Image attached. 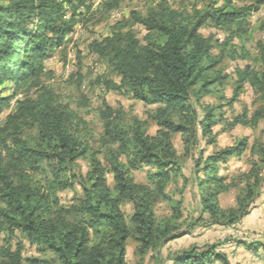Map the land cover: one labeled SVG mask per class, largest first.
Wrapping results in <instances>:
<instances>
[{
  "label": "trees",
  "instance_id": "1",
  "mask_svg": "<svg viewBox=\"0 0 264 264\" xmlns=\"http://www.w3.org/2000/svg\"><path fill=\"white\" fill-rule=\"evenodd\" d=\"M202 1L200 7L195 4L189 9L184 1L172 7L168 0H159L146 13L132 11L130 19L117 23L109 36L91 43V51L121 78L118 84L99 77L97 84H105L108 90L126 87L146 106L157 105L148 116L158 127L150 133L147 120L105 103L102 128L95 135L45 80V59L64 43L77 22L78 4L86 0H0V86L11 81L14 94H24L0 125V230L20 231L38 252L54 255L53 260L28 258L30 264H129V239L140 258L152 252L160 260L161 249L187 232L182 230L181 201L173 203L172 213L164 217L154 207L163 200L173 201L167 187L174 177L185 176L183 163L198 144L199 132L214 144L215 124L255 128L264 120V57L258 69L246 65L236 70L234 99L249 83L256 97L253 112L245 108L229 122L217 115L215 107L197 110L193 96L199 101L227 78L218 69L221 57L214 54V47H227L234 37H245L254 9L239 5L238 0ZM66 3L72 7L71 18L65 16ZM129 24H139L147 34L139 38ZM208 24L226 31L227 40L219 43L213 35L204 36L200 29ZM259 45L264 56V43ZM244 48L242 57L247 56ZM2 90L0 113L10 100L1 95ZM175 134L182 135L183 154L174 144ZM249 146L244 137L207 155L200 152L194 159L201 212L189 228L207 222L233 225L251 212L258 198L264 203V141ZM247 149L248 170L233 175L220 172L221 164ZM82 159L88 162L86 173L79 163ZM143 165L154 169L148 182L137 181L134 175ZM75 182L84 195L62 203L58 192ZM239 184L235 205L223 208L220 195ZM124 203L133 206L129 218ZM244 245L264 249L259 242ZM218 248L219 244L193 246L170 259L172 264H233ZM23 261L21 244L16 250L0 247V264Z\"/></svg>",
  "mask_w": 264,
  "mask_h": 264
},
{
  "label": "rangeland",
  "instance_id": "2",
  "mask_svg": "<svg viewBox=\"0 0 264 264\" xmlns=\"http://www.w3.org/2000/svg\"><path fill=\"white\" fill-rule=\"evenodd\" d=\"M110 1V5L104 3ZM159 0H86V4H78L74 15L70 4L66 3V17L75 16L77 22L73 29L65 37L64 43L53 49L45 59V80L55 86L62 99L71 103L77 115L88 125L89 130H93L95 135L101 131L102 120L101 111L105 109V103L115 109H122L130 116H139L149 122L150 133L157 130L156 123L149 118V111L155 109L157 105L146 106L142 101L133 98L128 89L108 90L105 84H97V78L106 76L113 79L118 84L121 78L111 72L109 63L91 51L90 45L95 40H100L109 36L114 26L119 22L130 19L132 11L146 13L151 5ZM181 1L192 9L193 5L199 7L203 4L202 0H168L172 7H179ZM78 3V1H76ZM239 5H253L254 9L250 15L249 33L245 37H234L227 47L216 45L213 49L215 55L221 57L218 69H222L227 78L222 84H215L210 94L203 96L199 101L193 96V102L197 110L201 113L205 107H215L217 115L224 117L229 122L236 116L241 115L243 110L251 113L255 109V94L249 83H244L241 91L235 98V88L237 68H244L250 65L258 69L262 64L261 45L264 43V0L257 3L256 0H238ZM132 24H129V26ZM139 38L143 39L147 30L139 24L132 25ZM204 36L213 35L215 40L222 43L227 40L228 33L217 29L211 25H205L200 29ZM245 47L246 57H242L241 47ZM236 49V52L233 50ZM235 51V50H234ZM81 81V84L79 82ZM13 83L5 80L0 86L1 95L9 98V102L3 106L0 113V125L6 117L16 110L18 100L24 94H14ZM33 90L30 92L33 94ZM199 142L193 146L190 154L183 163V173L189 177L185 181L184 177L171 179L167 191L173 201L163 200L158 202L154 211L159 217H164L172 213V204L181 203L182 220L184 226L182 230L187 234L172 240L161 249V259L158 260L156 254L150 252L140 258L135 254V244L129 239L127 246V260L129 264H172L170 256L182 249L193 246L204 247L210 244H219V250L226 253L233 264H264V249L260 247L257 251L247 248L244 243H263L264 244V203L263 198H258L252 207L251 212L233 225H219L211 223H200L194 228H189L191 219L200 215L199 193L197 184L194 180V159L198 158L200 152L204 155L233 145L241 138H247L249 145L254 141H264V120L260 121L257 127L251 128L242 124L228 126L225 123H218L212 127V137L214 144L208 143L206 138L199 132ZM174 144L180 154L185 152V143L181 134L174 135ZM249 146V148H250ZM1 149V146H0ZM250 150L238 156L232 157L227 164H221L220 172L233 175L250 168ZM83 173L88 169L87 160L79 161ZM154 169L143 165L134 171L137 181L148 182V174ZM38 179L45 181L44 175H39ZM109 182L112 184L113 176L109 174ZM240 185L231 188L229 191L220 195L219 201L223 208H229L236 203L237 195L240 193ZM81 185L73 183L72 188L58 192L62 203L69 204L75 196H83ZM127 218L133 211L131 203H124L122 206ZM21 244L23 264H30L28 258L53 260L54 255L50 252H38L29 238L20 231L9 233L0 230V247H8L16 250ZM219 264V263H216Z\"/></svg>",
  "mask_w": 264,
  "mask_h": 264
},
{
  "label": "built area",
  "instance_id": "3",
  "mask_svg": "<svg viewBox=\"0 0 264 264\" xmlns=\"http://www.w3.org/2000/svg\"><path fill=\"white\" fill-rule=\"evenodd\" d=\"M95 2H100L101 0H94Z\"/></svg>",
  "mask_w": 264,
  "mask_h": 264
}]
</instances>
